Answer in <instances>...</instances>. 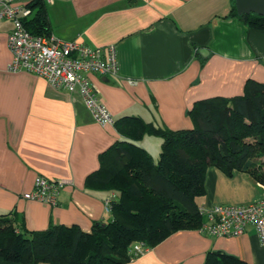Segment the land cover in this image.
I'll return each instance as SVG.
<instances>
[{
    "label": "crops",
    "instance_id": "obj_1",
    "mask_svg": "<svg viewBox=\"0 0 264 264\" xmlns=\"http://www.w3.org/2000/svg\"><path fill=\"white\" fill-rule=\"evenodd\" d=\"M26 3L29 0H15ZM50 34L91 47L116 50L118 74H87L100 102L115 120L136 116L172 130L192 128L187 114L196 100L243 92L248 78L264 82V30L229 16L234 0H52L45 2ZM9 20H0V215L29 231L51 223L90 232L111 213L105 200L117 193L86 183L99 156L124 137L113 124H99L78 91L53 87L31 72H9ZM201 50L204 51L201 54ZM154 160L161 139L137 142ZM61 180L55 205L28 200L36 176ZM199 206L247 204L264 185L247 174L230 176L209 167ZM174 231L124 264H203L220 251L245 264H264V241L248 226L239 236L202 230ZM0 264H24L0 257Z\"/></svg>",
    "mask_w": 264,
    "mask_h": 264
},
{
    "label": "trees",
    "instance_id": "obj_2",
    "mask_svg": "<svg viewBox=\"0 0 264 264\" xmlns=\"http://www.w3.org/2000/svg\"><path fill=\"white\" fill-rule=\"evenodd\" d=\"M43 0H29L23 25L33 35L50 34ZM250 29L264 30V16L228 13ZM192 128L172 130L136 116L114 121L124 137L99 156L86 183L112 190L111 219L78 226L51 223L29 231L0 215V257L24 264H124L135 257L134 244L151 248L180 229L202 222L195 198L204 194L209 167L230 176L247 174L264 185V82L248 78L243 92L193 102L187 111ZM161 139L156 160L137 144L143 135ZM203 264H245L220 251H208Z\"/></svg>",
    "mask_w": 264,
    "mask_h": 264
},
{
    "label": "built area",
    "instance_id": "obj_3",
    "mask_svg": "<svg viewBox=\"0 0 264 264\" xmlns=\"http://www.w3.org/2000/svg\"><path fill=\"white\" fill-rule=\"evenodd\" d=\"M43 1L48 3L52 0ZM26 3L0 0V20L12 23L7 36V46L11 53L7 70L31 72L45 78L53 87L63 88L70 93L78 91L99 124H113L114 117L100 102L86 76L90 73L116 76L118 63L115 47H91L76 39L62 40L52 34L33 35L27 31L22 21L30 15ZM63 187L61 180L38 175L34 179L33 189L23 194V197L55 205ZM104 209L110 212L109 198L104 202ZM198 212L206 219L202 230L213 236H239L248 226H252L264 241V195L247 204L199 206ZM147 249L143 243H137L133 245L131 253L136 258Z\"/></svg>",
    "mask_w": 264,
    "mask_h": 264
},
{
    "label": "water",
    "instance_id": "obj_4",
    "mask_svg": "<svg viewBox=\"0 0 264 264\" xmlns=\"http://www.w3.org/2000/svg\"><path fill=\"white\" fill-rule=\"evenodd\" d=\"M234 6L237 14H250L264 16V0H234ZM206 53L207 50H201V54Z\"/></svg>",
    "mask_w": 264,
    "mask_h": 264
}]
</instances>
